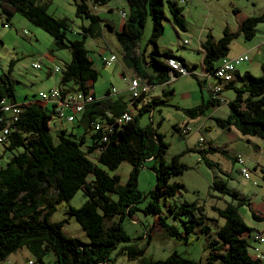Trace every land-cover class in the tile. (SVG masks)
I'll return each instance as SVG.
<instances>
[{
  "label": "trees",
  "instance_id": "obj_1",
  "mask_svg": "<svg viewBox=\"0 0 264 264\" xmlns=\"http://www.w3.org/2000/svg\"><path fill=\"white\" fill-rule=\"evenodd\" d=\"M52 1L0 0V15L10 22L15 14H20L50 35L56 48L71 51V61L62 70L60 81V86L70 85V88L56 87L60 92L59 100L72 99L78 94L86 97L89 93L92 100L85 103L83 111L74 114L75 118L70 122L76 123L78 133L83 129L82 134L78 135L80 137L68 134V130L63 128L57 140H54L50 121L55 117L69 122L58 116L57 105L53 103V109L49 111L47 101L18 103L10 77H0V136L4 137L0 143L6 151H21L0 169V264L21 248H27L39 263H43L46 253L53 252L56 264H116V256L119 255L139 261V264H264V258L250 251L252 241L257 242L256 235L264 231L250 227L239 212L240 207L248 206L253 220L264 222V207L261 205L258 209H252L251 203L236 191H229L223 180H216L213 189L228 195L236 201L237 206L230 204L223 210L213 207L225 220V224L219 228L217 238L209 241L204 259L192 260L176 251L166 259L149 258L147 251L152 242V234L147 235L148 245L144 248L132 243V238L124 229V221L127 217L135 221L134 214L137 211L156 216L157 225L163 229L165 236L176 242L188 244L192 241L191 233L197 229L208 236L212 234L205 222L204 206L190 202H170L182 189L181 185L170 183V179L173 175L183 174L187 167L181 162L180 156H175L171 163L166 164L163 157L168 145L163 141V136L155 134L148 127L140 126L139 116L144 110H140L138 105L149 92L142 93L139 98H130V107L139 109L137 115L132 109L124 110L123 106L110 100L114 96L113 90L108 91L104 98H96L93 89L99 73L89 56L85 40L88 35L100 38L99 28L104 21L95 9L107 6L112 0H74L77 16L84 15L91 22L88 27H83L81 40L68 39V20L49 14L48 5ZM124 1L129 6V12H120L124 20L122 29L114 33L124 50L123 61L132 66L135 76L146 80L150 86L168 83L171 77L168 59H176L185 67L187 65L183 58L175 56L171 51L162 53L157 47V41L165 33L166 4L173 24L187 31L184 8L173 0ZM149 17L153 23L150 43L154 49L148 65L154 70V75L148 74L142 66L146 60L142 53L137 52ZM261 23H264V14L243 20L240 33L246 41L255 38ZM108 26L112 30V25ZM237 37L238 34H232L228 28L218 40L210 33L207 34L200 50L206 73H214L215 63L228 57L230 45ZM194 68L189 70L191 76L197 77ZM235 78L239 81L236 83L239 87H233L236 96L227 103L230 114L225 120L216 119V126L223 130L235 128L244 137L264 141V64L259 77L250 72L240 76L237 71ZM201 80V85L206 83ZM172 93L165 91L163 94L167 96ZM161 104H164L163 100L154 99L148 107ZM220 105L218 100L211 97L208 103L203 102L197 108L185 110V114L195 119L198 115L204 116L210 108ZM8 107L19 113L6 111ZM126 113L131 116L128 122L122 119ZM66 115H73L72 109H68ZM174 129L182 135L191 131L183 133L188 128L176 125ZM88 138H91L92 144H87ZM209 145L210 149H201L199 153L205 164L213 167L214 163L207 154L226 152L218 150L211 143ZM96 152L98 156L95 161L92 155ZM147 161L159 164L158 167H152L157 183L149 193L145 207L141 209L139 205L144 200L142 194L138 193L137 181L139 170ZM124 162H129L133 167L124 187L120 186L118 175H110L98 166L115 171ZM261 172L264 182V168ZM79 190H83L87 200L80 208L71 206L67 215L77 220L88 242L67 237L64 234L66 220L51 221L57 207L69 203ZM162 200L165 201V210L161 207ZM155 225L156 221L152 228ZM179 225L183 226V230ZM143 236L136 241L142 240ZM252 247L254 250V245ZM113 253H116L114 258Z\"/></svg>",
  "mask_w": 264,
  "mask_h": 264
},
{
  "label": "rangeland",
  "instance_id": "obj_2",
  "mask_svg": "<svg viewBox=\"0 0 264 264\" xmlns=\"http://www.w3.org/2000/svg\"><path fill=\"white\" fill-rule=\"evenodd\" d=\"M173 1L184 8L183 15L188 29L184 32L173 24L169 7L166 4L164 9L165 33L157 41V47L160 51L171 50L176 56L186 60L190 67L197 66L194 70L199 76L202 75L203 56L197 49L199 42L205 40L208 33L215 40L223 36L226 28L232 34H238V37L230 45L227 58L239 55L244 51L245 44L251 42L246 41L240 33L242 19L264 14V0H188L184 4H181L180 0ZM108 7L114 10L109 11L105 6L96 7L95 10L102 20L105 19L121 26L124 20L120 12L128 13V4L124 0H112ZM48 12L58 19L68 20L70 25L67 30V37L70 40L83 39V27H88L91 23L84 15L77 16L74 0H53L48 5ZM257 29L262 32L260 35L263 34L264 23H261ZM152 31L153 23L149 17L144 36L139 45L146 57V63H143L142 66L151 74L154 73V70L146 64L150 62L151 53L154 49L150 43ZM85 41L89 56L94 61V66L99 73L94 84V90L97 91V94L103 96L109 90H115V97L123 94L129 98L127 81L122 75L125 69L123 65L124 50L117 38L111 34V31L107 30L105 39L102 37L92 38L88 35ZM112 56H116L118 60L111 66L105 65L103 59ZM250 56L251 62H245L246 65L252 68L259 67V62L263 56L257 57V53L250 54ZM71 58L69 49L56 48L50 35L20 14H15L10 22L6 21L5 16L0 15V77L3 75L10 77L18 103L41 101L40 93H49L52 88L69 89L70 85L60 86V81L62 70L71 61ZM219 62H216L215 65H218ZM34 63L40 64L42 69H34ZM243 64L238 67L239 70L243 69ZM56 69H59V72L51 74V71ZM253 72L255 77L261 75L260 71ZM201 77L191 75L178 78L170 77L169 83L156 85L155 91L149 93L139 102L138 108L144 110L139 116V123L141 127H148L155 134L163 136V141L168 145L163 157L166 164L171 163L175 156H180L181 162L187 167L183 174L173 175L170 179V183H177L182 186L180 194L171 199L170 202L177 204L190 202L204 206L205 222L211 228L212 235L208 236L197 229L191 233L192 241L188 244L176 242L165 236L163 229L157 225L156 216L145 215L142 211H137L134 214L135 221L129 217L125 219L124 229L132 238V243L141 248L148 245L146 237L148 234H152V242L147 251L149 258L166 259L176 251L185 258L197 261L204 259L208 253L206 247L209 241H214L217 238L219 228L225 224V220L213 210V207L223 210L230 204L237 206L236 201L228 195L218 193L213 189L216 180L225 181L227 189L239 193L241 197L251 203L252 209H258L261 205L264 207V182L261 172V169L264 168V141L259 138L244 137L237 130L230 131L218 128L215 121L209 119V116L212 115L210 110L207 111L206 115H198L195 119L185 114V110L197 108L203 102L208 103L211 100V89L205 87V84L199 83ZM212 82L217 83L216 80ZM165 91H172L173 93L165 96L163 94ZM224 96L232 99L236 94L231 89L227 90ZM154 99L163 100L164 104L148 107V104L152 103ZM47 105L51 111L53 102H47ZM138 108H132L135 115L139 113ZM212 108H217L213 114L218 118L226 119L229 116L228 104L221 108ZM202 124H206L208 127H204ZM175 125L180 128H190L191 131L182 135L175 131ZM63 128L68 130V134L73 133L77 138L83 132V129H80L78 133L79 128L76 123L60 121L54 117L50 121L51 135L54 140H57V136ZM200 141L204 143L200 144ZM211 141L218 150L226 152L224 154L216 151L207 154L209 160L214 163L213 167L207 166L199 153L201 149H210ZM87 144H92L91 138L87 139ZM20 152V150L14 153L6 151L4 145L0 143V169L5 167L11 158ZM97 156L98 153H94L92 155L93 160L96 161ZM237 156H241L243 162L236 161L235 157ZM154 165L159 166L153 161H147L139 170L137 190L138 193L142 194L144 200L139 205L141 209L145 207L148 195L155 189L157 183L156 174L152 170ZM98 166L110 175H118L122 187L126 185L133 169L129 162L122 163L115 171L99 164ZM244 170L247 171L249 178L243 175ZM86 200L83 190H79L69 203L58 206L51 217L52 222L66 220L64 234L83 242H88L85 232L75 218L68 217L67 211L71 206L80 208ZM164 202V200L161 201L163 210H165ZM239 212L250 227L260 232L264 231V222L254 221L248 206L240 207ZM155 221L156 225L152 228ZM179 227L183 230L182 225ZM262 234L264 235V233ZM141 236L143 239L136 241ZM253 245H257L255 241H252ZM252 246L250 251L255 252ZM261 250L264 256V244L261 245ZM115 254L113 253L112 258L115 257ZM31 259L37 261L27 248H21L1 264H27ZM37 263L56 264V257L53 252H48L43 258V263L38 261ZM115 263L139 264V261H132L124 255H119L116 256Z\"/></svg>",
  "mask_w": 264,
  "mask_h": 264
},
{
  "label": "built area",
  "instance_id": "obj_3",
  "mask_svg": "<svg viewBox=\"0 0 264 264\" xmlns=\"http://www.w3.org/2000/svg\"><path fill=\"white\" fill-rule=\"evenodd\" d=\"M188 0H180L182 4L186 3ZM124 16V14H123ZM188 44V43H185ZM118 58L116 56H112L110 58H104L103 62L107 66L113 65ZM250 61V58L248 55L239 56L233 59L223 58L220 60L219 65L215 68L214 73H203L202 80L205 82L210 79H215L217 83H212L210 85V91L212 93V97L215 100H218L221 104L225 103V99L222 97V84H219V81L223 84H229L234 81L235 79V73L238 71V67L245 63ZM168 66L171 68L170 76L176 77L175 73H178L180 76H188L191 75L190 70L183 66L178 60L176 59H168ZM33 68L36 70H41V66L38 63L33 64ZM55 73L59 72V69H56L53 71ZM125 79V78H124ZM128 90L130 93V98L135 99L139 98L140 95L144 92H150L151 89H154V86H150L146 80H143L139 76H134L131 78L126 79ZM116 91L113 90V93ZM41 101H52L57 105V112L58 116L60 118H65L67 121L72 122L74 120V114L81 113L84 109V104L87 102H90L92 100L91 93H89L86 97H84L82 94H78L76 97L72 99H65V100H59L60 98V92L57 88H52L49 93H40ZM68 109H72L73 115H66V111ZM6 111H12L14 114L19 113L18 110L13 108H6ZM124 122H128L131 120V116L126 113L123 115ZM190 128L184 129L183 133L189 132ZM5 134H7V131H5ZM4 141V137L0 136V142ZM204 143L203 141H200V144ZM237 161L243 162V159L241 156H237ZM243 175L246 178H249V175L247 171H243ZM256 239L258 242L263 243L264 242V235L263 234H257ZM255 255L260 258H264L259 248H255ZM27 264H38L34 259H31L28 261Z\"/></svg>",
  "mask_w": 264,
  "mask_h": 264
},
{
  "label": "crops",
  "instance_id": "obj_4",
  "mask_svg": "<svg viewBox=\"0 0 264 264\" xmlns=\"http://www.w3.org/2000/svg\"><path fill=\"white\" fill-rule=\"evenodd\" d=\"M106 7V9L107 10H109V11H111V10H114L113 8H110V7H108V5L107 6H105ZM95 12L97 13V14H99L96 10H95ZM243 20L244 19H242V22H243ZM104 21V23L100 26V28H99V30H100V38L102 37V38H106V36H107V30H109V31H111V34L112 35H114V33H115V31L116 32H118V31H120L121 29H122V25L121 26H118L117 24H115V23H113V22H110V21H108V20H103ZM242 22H241V25H242ZM108 24H111L112 25V30L110 29V27L108 26ZM123 24V23H122ZM240 25V26H241ZM260 33H262L260 30H258L257 29V31H256V36H255V38L253 39V40H251V42H248L247 44H245V48H244V51L241 53V54H239V55H233L232 57H229L228 59H233V58H236V57H239V56H243V55H248L249 56V58H250V62H251V56H250V54L252 55V54H255V53H257V57H262L263 56V59H261V61L259 62L260 64L258 65L259 67H256V68H252V67H250V66H247L246 64L247 63H245V64H243V69H241V70H239V69H237L238 70V73H239V75L240 76H243L245 73H247V72H250L252 75H254L255 76V74H254V72L253 71H260L261 72V66L264 64V33L263 34H261L260 35ZM205 40H201L200 42H199V47H198V52L201 54V52H200V50H201V44L204 42ZM167 51H171V50H163V51H161L162 53L163 52H167ZM137 52H138V54H143V58H144V60H146V57H144V53L142 52V49H141V46H139L138 47V49H137ZM172 52V51H171ZM173 53V52H172ZM174 54V53H173ZM175 55V54H174ZM176 56V55H175ZM202 56H203V54H202ZM229 56V55H228ZM178 57V56H177ZM202 62H203V60H202ZM249 62V61H248ZM185 63H186V65H187V67H189V69L191 68V70H192V68H193V66L192 67H190L188 64H187V62H186V60H185ZM123 65H124V71H123V73H122V75H124L125 77V79H128V78H131V77H134L135 76V70L132 68V66H129V65H127L124 61H123ZM219 65V64H218ZM218 65H215L216 67L218 66ZM242 65V64H241ZM240 65V66H241ZM147 66L148 67H150L148 64H147ZM202 74L203 73H206V71H205V68H204V66H203V63H202ZM195 68H197V66H195ZM194 68V69H195ZM193 69V72H194V74H195V76H197V77H201V76H199V74L197 73V72H195V70ZM148 72V71H147ZM148 74H151L150 72H148ZM155 73H153V75H154ZM175 78V77H174ZM178 78V77H177ZM202 78V77H201ZM171 81V80H170ZM169 81V82H170ZM212 81H214L215 82V79H211L210 81L209 80H207L206 81V83H204L205 85V87H210V85L213 83ZM168 82V83H169ZM234 82V83H233ZM232 82V84H223V83H221V81H219V84H222V88H223V92H222V97L225 99V103H222L218 108H221L222 106H224V105H226L228 102H230V101H232L235 97L233 96V98L232 99H228V98H226L225 96H224V93L227 91V90H231V89H233V87H239V85H236V83H239V81H238V79H234V81ZM156 87V86H155ZM94 90V89H93ZM234 90V89H233ZM110 91V90H109ZM155 91V88L154 89H151L150 90V92L149 93H152V92H154ZM94 93H95V95H96V98H98V99H100V98H104V96L105 95H103V96H101V95H98L97 94V91L96 90H94ZM128 94H129V98H127V96H125V95H123V94H120V95H118V96H116L115 97V95L114 96H111L110 97V100L111 101H113L114 103H117V104H119V105H121V106H123V109L125 110V109H127V108H129V110H131L132 109V107H130V102H129V100H130V93H129V90H128ZM211 95V94H210ZM105 107H107V106H105ZM138 107H139V105H138ZM216 109L217 108H212V110H211V108L209 109L210 111H212L211 113H212V115H210L209 116V119L210 120H214L215 121V124H216V119H223V118H218V117H216L215 116V114H213V112H215L216 111ZM208 110V111H209ZM207 114V112L205 113V115ZM229 114H230V112H229ZM228 118V117H227ZM226 118V119H227ZM225 120V119H224ZM202 126H204V127H208V125H204V124H202ZM211 127V126H210ZM233 130H236L235 128H232L230 131H233ZM211 144H213V142L211 141L210 142ZM214 145V144H213ZM215 147V146H214ZM256 246H254L255 248H259L260 249V251H261V253L263 252L262 250H261V245L262 244H264V242L263 243H261V242H256ZM263 254V253H262Z\"/></svg>",
  "mask_w": 264,
  "mask_h": 264
}]
</instances>
